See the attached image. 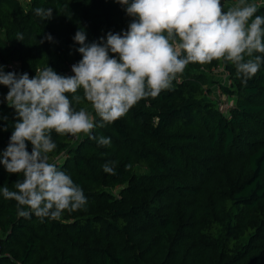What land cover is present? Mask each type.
<instances>
[{"label": "trees", "instance_id": "16d2710c", "mask_svg": "<svg viewBox=\"0 0 264 264\" xmlns=\"http://www.w3.org/2000/svg\"><path fill=\"white\" fill-rule=\"evenodd\" d=\"M133 19L116 0H0V65L30 78L47 66L67 76L82 59L77 31L86 44L106 42ZM244 79L225 60L190 63L171 89L103 127L88 101L68 94L75 110L93 109L96 127L77 139L53 131L49 162L87 203L58 220L19 217L17 202L0 194V264H264V63ZM213 87L234 99L227 114L208 99ZM8 91L0 85V159L18 119ZM22 179L0 163V187L15 190Z\"/></svg>", "mask_w": 264, "mask_h": 264}, {"label": "clouds", "instance_id": "9594fccd", "mask_svg": "<svg viewBox=\"0 0 264 264\" xmlns=\"http://www.w3.org/2000/svg\"><path fill=\"white\" fill-rule=\"evenodd\" d=\"M116 2L134 18L128 30L109 32L106 42L101 38V43L91 44L85 43L83 31H77L74 41L81 45L77 51L82 59L72 66L74 75L63 76L47 66L30 78L28 73H6L0 65V85L8 87L5 99L18 117L0 163L9 174H23L14 183L15 190L3 186L0 194L17 202L19 217L34 214L58 220L64 211L79 210L87 203L72 178L49 163L48 154L56 147L53 131L78 136L96 127L86 109L73 108L68 94L76 103L88 101L103 127L126 115L140 100L171 89L190 63L231 62L244 83L264 63V55H255L264 54V16L256 15L255 3L237 0L225 11L221 0ZM34 11L47 20L53 10L38 7ZM22 39L18 34V40ZM80 89L83 97L76 95ZM98 143L109 146L111 140L100 137ZM103 170L115 174L109 163Z\"/></svg>", "mask_w": 264, "mask_h": 264}, {"label": "rangeland", "instance_id": "374dc122", "mask_svg": "<svg viewBox=\"0 0 264 264\" xmlns=\"http://www.w3.org/2000/svg\"><path fill=\"white\" fill-rule=\"evenodd\" d=\"M248 3H255L259 6H262L264 5V0H252V1H249L247 0ZM222 3V1H221ZM236 2H233V3H222L223 7H224V10L227 11L228 8H230L231 6H233ZM216 76L220 77V78H225V74H224V71L222 72H219V73H216ZM226 80V78L224 79ZM213 92H212V95H210L208 97L209 100H214L216 102H218L219 104V107L224 108V107H227L228 105L232 104L234 102V99L229 97V96H222L219 92H218V88L217 87H213ZM89 112V114L91 115L92 112H93V109H89L87 110ZM83 133H81L80 135H82ZM61 158V155L57 156L56 159H59ZM49 163H53V160H51Z\"/></svg>", "mask_w": 264, "mask_h": 264}, {"label": "built area", "instance_id": "2783aa9c", "mask_svg": "<svg viewBox=\"0 0 264 264\" xmlns=\"http://www.w3.org/2000/svg\"><path fill=\"white\" fill-rule=\"evenodd\" d=\"M20 2H22L23 4H26L28 2V0H19ZM215 73H219V72H222V70L220 68H218L217 70L214 71ZM74 75V73L72 72V66L70 68V70L68 71L67 73V76H72ZM227 80H229L228 77H225ZM230 105H228L227 107H224L225 110H226V114H227V110L229 109ZM76 139H77V136H76Z\"/></svg>", "mask_w": 264, "mask_h": 264}, {"label": "crops", "instance_id": "0c3cea01", "mask_svg": "<svg viewBox=\"0 0 264 264\" xmlns=\"http://www.w3.org/2000/svg\"><path fill=\"white\" fill-rule=\"evenodd\" d=\"M222 1V3H226V2H224L223 0H221Z\"/></svg>", "mask_w": 264, "mask_h": 264}]
</instances>
